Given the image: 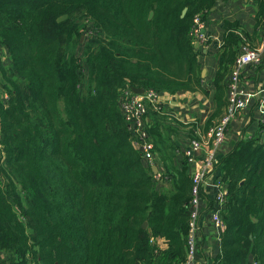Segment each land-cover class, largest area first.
Segmentation results:
<instances>
[{
	"label": "trees",
	"instance_id": "16d2710c",
	"mask_svg": "<svg viewBox=\"0 0 264 264\" xmlns=\"http://www.w3.org/2000/svg\"><path fill=\"white\" fill-rule=\"evenodd\" d=\"M218 1L236 0H0V264L185 262L189 166L165 175L170 190L154 179L119 94L204 92L191 29ZM78 12L93 30L82 42ZM263 26L264 0L251 34L223 22L215 109L202 129L174 121L177 133L206 134L222 116L234 61ZM165 130L148 126L158 158ZM218 168L226 204L213 264H264V117Z\"/></svg>",
	"mask_w": 264,
	"mask_h": 264
},
{
	"label": "crops",
	"instance_id": "0c3cea01",
	"mask_svg": "<svg viewBox=\"0 0 264 264\" xmlns=\"http://www.w3.org/2000/svg\"><path fill=\"white\" fill-rule=\"evenodd\" d=\"M257 8L258 0L216 2L214 7L205 15V19H202L203 25L201 32L203 33V37L207 39V43L204 45L199 39L194 40V44H198L196 50L200 70L201 72L204 71V77L202 79L204 92H181L175 95L161 93L159 98L161 112L149 108L146 116L147 126L150 127L152 124H156V120L161 123L162 121L165 122L166 141L160 148L159 158L157 156L159 165L156 169L165 179L161 182V186L163 185L162 187L164 189L170 190L173 188L171 177L166 179L167 176L165 177V175L169 176L172 174V171L181 170V163L184 160L182 150L189 140L187 134L180 133L179 131L178 133L176 132L174 121H177L183 126L198 122L197 127L202 129L207 118L215 109L213 100V77L218 68L223 22L225 20L238 21L242 28L251 34L254 31ZM258 41L256 42L257 44ZM263 68L264 55L262 65H250L244 69L242 79L249 92H257L264 88ZM257 105L258 99L250 100L248 108L230 121L226 129L221 150L217 153L216 168L211 173L212 176L208 179L207 183L201 186L198 230L195 235L196 252L194 264H213L220 254L216 229H214L209 221V213L212 210L211 204L213 203L214 205V185L217 182H224L218 164L221 158L233 148L237 141L251 138L257 133L258 123H260V117L256 112ZM182 129L184 131L186 130L185 128ZM199 133L202 135L205 134L202 133V130H199ZM199 163L200 161L197 157L196 163L191 166L188 165L190 174L198 168ZM167 168H169L170 172H166ZM159 241L163 248L166 247V244L162 240Z\"/></svg>",
	"mask_w": 264,
	"mask_h": 264
},
{
	"label": "built area",
	"instance_id": "2783aa9c",
	"mask_svg": "<svg viewBox=\"0 0 264 264\" xmlns=\"http://www.w3.org/2000/svg\"><path fill=\"white\" fill-rule=\"evenodd\" d=\"M202 25V20L196 17L191 29V36L194 40L199 39L205 45L207 39L203 37V33L201 32ZM263 55L264 26L257 46L251 48L247 44L244 45L241 53L234 61L227 82V105L224 113L214 122L212 128L206 134L202 135L199 133V130L195 129V137L189 139L187 145L182 150V156L189 166L197 162V157L200 161L198 168L190 174L191 198L189 202L190 218L187 236V257L183 264H194L195 262V235L198 230L199 204L201 199L200 189L204 183H207L208 179L212 176L211 173L216 168L217 153L220 152L224 142L227 126L232 119L248 108L249 102L252 99H258L256 112L260 117L259 121H262L264 117V88L257 92H249L242 79L243 71L247 66H260L263 64ZM2 57H5L4 61L8 60L7 55L3 56L0 53V60ZM159 98L160 94L156 92L144 91L142 95H138L133 93L130 88H124L119 94V107L129 132L131 144L140 153L145 165L150 169L155 168V170L159 163L157 162L154 144L148 132L146 116L149 108L161 112ZM153 176L160 183L165 180L163 175L158 173L157 170ZM225 204L226 183L217 182L214 185V205L209 213V221L214 229H216L218 239L220 229L223 226L220 214Z\"/></svg>",
	"mask_w": 264,
	"mask_h": 264
},
{
	"label": "rangeland",
	"instance_id": "374dc122",
	"mask_svg": "<svg viewBox=\"0 0 264 264\" xmlns=\"http://www.w3.org/2000/svg\"><path fill=\"white\" fill-rule=\"evenodd\" d=\"M74 19H75V22L78 25V28L81 31V36H89L93 32V30L90 28V23L85 19V16H83V14L81 12L76 13V15L74 16ZM0 53L3 56H6V55L8 56V53H7L6 48L0 47ZM4 59H5V57H2L1 58V61H4ZM80 90H81L80 91L81 94H84L85 93V90H86V81L84 83H82V85L80 87Z\"/></svg>",
	"mask_w": 264,
	"mask_h": 264
},
{
	"label": "water",
	"instance_id": "95a60500",
	"mask_svg": "<svg viewBox=\"0 0 264 264\" xmlns=\"http://www.w3.org/2000/svg\"><path fill=\"white\" fill-rule=\"evenodd\" d=\"M185 13H186V8L182 11V16H184ZM151 17H152V12L149 14V18H151ZM65 18H66V15H64V16H62V17H59V18L57 19V22H61V21H63ZM83 39H84V36H81V38H80V42H82ZM197 47H198V44H194V48L197 49ZM203 73H204V71L201 72V78L204 77V74H203ZM130 90H131L133 93L138 94V95H142V94L144 93V90H142V89L130 88ZM151 171H152L153 174L156 173L155 168H152ZM143 228H146V224L143 225Z\"/></svg>",
	"mask_w": 264,
	"mask_h": 264
}]
</instances>
